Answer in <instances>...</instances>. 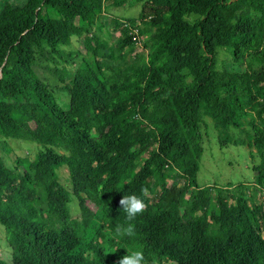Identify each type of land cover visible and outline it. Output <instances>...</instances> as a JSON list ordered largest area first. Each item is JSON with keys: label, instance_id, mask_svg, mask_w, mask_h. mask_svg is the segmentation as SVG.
<instances>
[{"label": "trees", "instance_id": "obj_1", "mask_svg": "<svg viewBox=\"0 0 264 264\" xmlns=\"http://www.w3.org/2000/svg\"><path fill=\"white\" fill-rule=\"evenodd\" d=\"M127 5L141 11L115 22L113 44L101 16ZM207 118L221 149H249L252 184L200 187ZM0 137L39 148L27 165L0 158L9 264H119L132 249L143 264H264V0L5 4ZM130 195L145 204L131 219ZM128 225L131 238L116 235Z\"/></svg>", "mask_w": 264, "mask_h": 264}, {"label": "rangeland", "instance_id": "obj_2", "mask_svg": "<svg viewBox=\"0 0 264 264\" xmlns=\"http://www.w3.org/2000/svg\"><path fill=\"white\" fill-rule=\"evenodd\" d=\"M20 0H2L0 2V9L7 3H13ZM141 11L140 6H124L120 8L112 7L110 12L101 16V23L104 25L107 32L112 38L113 44H116L122 39V34L117 29L115 22L127 21L131 18L138 17ZM87 22L79 20L72 24L73 36V50L83 52V36L82 32L86 29ZM137 48L125 50L129 55H135L145 52L143 44H137ZM221 61H227L225 57H221ZM224 65V66H223ZM48 67V66H47ZM47 67H39L36 73L43 79L48 80L50 83L61 86L55 75V70ZM232 67L229 62L223 63L222 69H229ZM26 77L33 78L32 72H24ZM35 73V72H34ZM64 76V73H62ZM69 77L72 74L68 73ZM60 93V92H58ZM209 123L208 133L209 136L204 144V154L201 161L200 172L198 175V184L200 187L209 188H223L232 187L240 184H252L256 180V174L252 170V160L250 158L249 149L244 146L229 145L221 149L219 144V137L214 130L211 121L207 118ZM39 148L30 142L18 140H5L0 137V158L9 168L15 164V161H21L24 164L36 162L38 158ZM61 182L67 183V174L62 172ZM182 179L180 176L171 178L170 184H176V179ZM190 192L185 194L188 198ZM10 250L6 241L5 231L0 226V264H9Z\"/></svg>", "mask_w": 264, "mask_h": 264}, {"label": "clouds", "instance_id": "obj_3", "mask_svg": "<svg viewBox=\"0 0 264 264\" xmlns=\"http://www.w3.org/2000/svg\"><path fill=\"white\" fill-rule=\"evenodd\" d=\"M119 203L122 205V208L129 219L142 212L145 207L144 202L135 195L122 197ZM116 235L131 238L134 235L133 227L128 225L123 229L118 228L116 229ZM143 259V253L141 250L132 249L126 251V254L121 257L119 264H143Z\"/></svg>", "mask_w": 264, "mask_h": 264}, {"label": "built area", "instance_id": "obj_4", "mask_svg": "<svg viewBox=\"0 0 264 264\" xmlns=\"http://www.w3.org/2000/svg\"><path fill=\"white\" fill-rule=\"evenodd\" d=\"M132 34H133V36H135L134 39L137 40L138 39L137 31L136 30L132 31ZM138 44H140V43H138Z\"/></svg>", "mask_w": 264, "mask_h": 264}]
</instances>
